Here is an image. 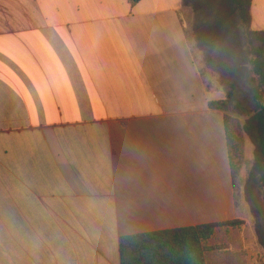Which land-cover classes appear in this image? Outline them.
I'll list each match as a JSON object with an SVG mask.
<instances>
[{
  "label": "crops",
  "instance_id": "1",
  "mask_svg": "<svg viewBox=\"0 0 264 264\" xmlns=\"http://www.w3.org/2000/svg\"><path fill=\"white\" fill-rule=\"evenodd\" d=\"M182 9L0 0V264H120L125 236L245 223ZM249 15L264 32V0Z\"/></svg>",
  "mask_w": 264,
  "mask_h": 264
},
{
  "label": "rangeland",
  "instance_id": "2",
  "mask_svg": "<svg viewBox=\"0 0 264 264\" xmlns=\"http://www.w3.org/2000/svg\"><path fill=\"white\" fill-rule=\"evenodd\" d=\"M181 15L188 40L187 55L204 81L210 88L224 93L229 91V85L235 86L237 100L248 107L252 102L253 86L249 58L244 29L231 0H183ZM234 121L237 129L231 127L230 130L241 145L234 182L235 195L241 203L244 199L248 200L249 207L246 210L243 206L246 220L243 227H236L238 231L235 228L218 229L213 244L219 249L212 258L227 262L236 258L240 264H250L249 253L252 251L264 259V247L260 245L264 241V198L254 180L248 185L244 183L251 168L253 146L241 131L244 117H236ZM250 206L258 211V218L250 212Z\"/></svg>",
  "mask_w": 264,
  "mask_h": 264
},
{
  "label": "trees",
  "instance_id": "3",
  "mask_svg": "<svg viewBox=\"0 0 264 264\" xmlns=\"http://www.w3.org/2000/svg\"><path fill=\"white\" fill-rule=\"evenodd\" d=\"M140 0H132L136 4ZM252 0H231L244 29L245 46L248 52V67L252 81V102L245 107L235 96V86L229 85L225 100L210 102L208 107L224 113L226 144L233 182L241 155V145L236 142L231 127L236 117H244L241 131L253 146V159L245 185L251 180L257 184L264 198V32L251 30L250 6ZM230 114H233L231 116ZM232 130V132H233ZM248 201V200H247ZM249 203V202H248ZM250 212L258 218L259 213L250 206ZM244 225L233 220L175 230L125 236L119 240L120 264H240L239 259L229 262L212 258L219 249L214 237L220 228L233 229ZM264 247V241L260 242Z\"/></svg>",
  "mask_w": 264,
  "mask_h": 264
},
{
  "label": "built area",
  "instance_id": "4",
  "mask_svg": "<svg viewBox=\"0 0 264 264\" xmlns=\"http://www.w3.org/2000/svg\"><path fill=\"white\" fill-rule=\"evenodd\" d=\"M249 259L251 264H264V259L255 251L249 253Z\"/></svg>",
  "mask_w": 264,
  "mask_h": 264
}]
</instances>
